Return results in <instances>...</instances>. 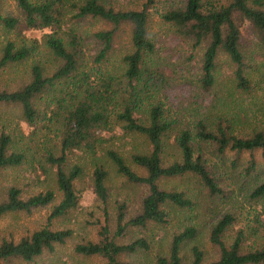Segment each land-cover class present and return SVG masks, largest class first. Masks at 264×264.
<instances>
[{"label":"trees","instance_id":"1","mask_svg":"<svg viewBox=\"0 0 264 264\" xmlns=\"http://www.w3.org/2000/svg\"><path fill=\"white\" fill-rule=\"evenodd\" d=\"M15 2L23 14L26 29L50 30L43 39L56 66L48 74L41 64L33 62L26 82L16 89H0V104L18 105L23 120L32 126L42 113L36 107L38 99L43 95L49 99L46 105L50 109L44 112V117L56 141L45 149L43 159L54 169L61 199L52 204L55 193L51 189L28 196H23L16 185L3 191L0 218L20 212L30 214L35 209L52 205L43 226L17 240L12 235L1 239L0 261L19 258L31 262L71 238V228L52 227L54 220L64 219L80 207L81 194L76 182L85 172L79 164L69 165L71 153L80 151L96 157L103 151L127 182L144 185L147 189L138 211L127 219V205L117 203L113 234L105 224L99 227L96 241L75 245L74 250L79 254L99 256L102 259L99 264H129L124 256L149 249L145 237L118 242L116 238L123 237L126 228L141 230L150 223L166 224L168 207H192L193 201L186 191L166 188L164 182L167 180L193 175L209 194L222 193L206 164L203 143L213 146L221 156L228 151L235 157L248 153L245 167L248 174L257 167L255 152L260 151L264 157V129H253L248 136H239L234 133V124L229 118L215 113L199 116L192 127H180L172 136L177 120L161 97L169 85L168 80L175 79L170 75L174 68L171 61L157 55V46L149 32L151 8L156 0H145L140 8L117 4L115 0ZM2 7L3 0H0V26L10 32L21 22L18 17L5 14ZM159 18L169 31L168 35L187 46L186 59L194 58L199 63L198 80L204 91L215 85V68L220 54H225L234 65L235 87L249 91L246 72L252 66L253 54H250L242 32L248 24L255 46L264 50V0H175L159 12ZM90 20L102 22L107 27L88 34L100 45L88 62L87 36L78 30L81 21ZM123 34H127L129 51L123 56V72L115 76L105 72L101 64ZM34 49V42H26L24 38L19 41L6 38L0 45V70L24 63ZM209 121L213 122L209 124ZM116 128L126 134L141 136L147 145L142 151L130 153V163L105 145L116 133ZM15 143L10 133L0 131V172L18 167L27 159L26 153L15 147ZM168 147L174 149L171 159H168ZM31 160H35L34 157ZM90 175L93 193L106 204L108 171L100 160H93ZM250 196L262 201L255 220L259 222L264 214V181L253 188ZM234 223L235 217L231 213L222 215L209 231V241L216 249L213 259L207 260L204 251L194 245L188 264H264V244L246 247L243 228L229 234ZM196 234L194 226H185L174 233L167 253L157 255L155 264H183L182 246Z\"/></svg>","mask_w":264,"mask_h":264},{"label":"rangeland","instance_id":"2","mask_svg":"<svg viewBox=\"0 0 264 264\" xmlns=\"http://www.w3.org/2000/svg\"><path fill=\"white\" fill-rule=\"evenodd\" d=\"M145 0H115L117 4L140 8ZM175 0H156L151 8L149 23L150 36L154 39L158 56L167 58L173 66L170 75L174 80H168L169 85L164 89L162 100L171 116L175 118L176 130L180 127H192L199 116L215 113L229 118L234 124V133L239 136H248L253 129H264V50L257 48L254 37L245 24L242 32L245 43L248 44L250 54H253L252 66L246 75L250 82L249 91L237 89L234 82V65L225 54H220L215 68V85L204 91L199 84V63L196 59L187 58L189 51L186 45H181L178 39L168 35L166 27L160 21L159 12L173 4ZM179 0H177L178 2ZM3 12L20 20V25L6 32L0 26V45L10 38L16 41L24 38L27 42H34V53L22 64L9 66L0 70V89H16L28 79V71L33 62H38L44 71L50 74L55 68L53 56L44 43L43 35L49 29H26L23 23V14L17 8L15 0H3ZM79 33L87 36V61L98 50V44L88 34L107 26L97 20L81 21ZM65 26L63 27V29ZM129 51L127 34L113 46L106 60L101 64L105 72L118 76L123 72V56ZM162 96V94H161ZM46 95L38 99L36 107L42 112L34 125L26 123L21 115V109L14 104H0V131L4 130L12 135L16 142L15 147L22 149L27 156L25 162L18 167H11L0 172V198L3 191L11 185H16L22 190L23 196L51 189L55 193L52 204L61 199L53 171L54 169L43 159L45 149L50 147L56 139L52 137L44 117V112L49 111ZM213 121H209V124ZM112 139L106 142L108 148L116 150L130 163V153L142 151L147 145L138 135L126 134L116 128ZM106 136V134H105ZM171 136V137H172ZM108 138V135L106 136ZM172 141V139H171ZM170 141V142H171ZM203 156L206 164L215 177L217 184L222 189L220 195H211L202 186L197 177L186 175L164 182L166 188L184 190L192 199L191 208L179 209L168 207V222L166 224L150 223L145 229L126 228L125 235L116 238L118 242H129L137 237H145L149 242V249L140 250L134 254L124 256L129 264H155L157 255L167 253L172 235L182 230L185 226H194L197 234L186 241L181 250L184 262L191 260V247L197 245L204 251L207 260L213 259L215 247L209 241V231L215 222L225 213L235 217V223L229 234L232 235L237 228H243L246 233L244 245L258 246L264 244V214L256 222L257 212L262 208V201H256L250 194L253 188L264 181V157L260 151L255 152L257 167L251 173H246L248 153L238 157L233 152H226L223 156L214 151L213 146L202 144ZM171 159L173 150L168 147ZM103 152V151H102ZM101 151L96 157L88 156L80 151L69 155V165L79 164L84 168V175L77 180L80 190V207L68 214L64 219L54 220L52 227L56 229L71 228L72 236L63 245H56L52 252H44L31 262L19 258L1 260L0 264H99V256H86L75 252L77 243L96 241L99 227L107 224L110 233L116 230L117 203L127 205L126 219L134 215L142 197L147 189L144 185L127 182L117 173L113 163ZM34 157L35 160H31ZM100 160L108 171L106 186L108 200L102 204L92 190L91 170L94 159ZM46 166V169H43ZM33 210L30 214L23 212L8 214L0 218V241L3 237L11 235L15 240L30 234L31 231L44 225L51 205ZM227 234L226 236H230Z\"/></svg>","mask_w":264,"mask_h":264}]
</instances>
